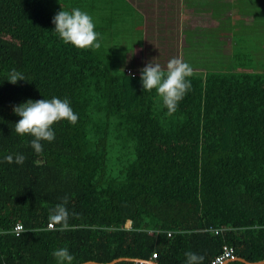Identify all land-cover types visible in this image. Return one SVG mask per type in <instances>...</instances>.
I'll list each match as a JSON object with an SVG mask.
<instances>
[{"label":"trees","instance_id":"1","mask_svg":"<svg viewBox=\"0 0 264 264\" xmlns=\"http://www.w3.org/2000/svg\"><path fill=\"white\" fill-rule=\"evenodd\" d=\"M75 7L83 10L81 0H0V264H56L52 251L64 246L74 264L154 254L185 264L187 251L212 264L226 245L236 258L263 261L259 64L236 54L227 72L193 71L191 90L166 115L155 90L143 91L141 69L126 67L131 48L111 60L53 32L56 13ZM12 68L27 81L9 83ZM53 96L68 98L79 119L56 122L55 140L37 154L33 137L14 131L13 106ZM16 153L22 165L3 161ZM66 195L76 215L68 229L50 228L49 210Z\"/></svg>","mask_w":264,"mask_h":264},{"label":"clouds","instance_id":"2","mask_svg":"<svg viewBox=\"0 0 264 264\" xmlns=\"http://www.w3.org/2000/svg\"><path fill=\"white\" fill-rule=\"evenodd\" d=\"M55 26L53 32L65 43L77 49L99 48V33L95 30L96 24L92 15L78 7L71 10L60 11L52 19ZM158 58L149 60L140 70V83L143 91L155 90L157 96L166 108V115H173L192 88L190 77L193 74L192 66L182 58L173 57L168 60L166 66L155 62ZM15 85L19 81H27L24 73L12 68L6 79ZM13 112L20 119L14 124V131L20 135H30V147L35 153L40 154L44 150L43 141L51 143L56 134L53 125L59 121H67L75 124L79 114L74 111L68 98L53 96L51 99L27 100L24 103L13 106ZM26 157L23 153H16L3 157V161L22 165ZM68 196L62 198L49 210L50 224L59 225L61 230L70 227L69 220L76 213L68 208ZM130 224V222L128 223ZM56 264H74L75 256L67 246L56 248L52 251ZM185 264H202L203 256L196 252H185Z\"/></svg>","mask_w":264,"mask_h":264},{"label":"crops","instance_id":"3","mask_svg":"<svg viewBox=\"0 0 264 264\" xmlns=\"http://www.w3.org/2000/svg\"><path fill=\"white\" fill-rule=\"evenodd\" d=\"M234 1L236 6L239 5L238 0H81V6L83 11L93 16L95 30L99 33L101 46L92 49L112 60L117 56L113 48L129 47L126 67L142 69L136 61L137 54L151 53L157 46L172 48L177 58L183 53L185 61L186 53L194 54L196 50L191 41V27L200 15L207 13L206 9L212 3L214 9L221 8L216 14L224 12L222 6L231 14ZM233 31H228L231 41ZM112 39H119V44H108Z\"/></svg>","mask_w":264,"mask_h":264},{"label":"rangeland","instance_id":"4","mask_svg":"<svg viewBox=\"0 0 264 264\" xmlns=\"http://www.w3.org/2000/svg\"><path fill=\"white\" fill-rule=\"evenodd\" d=\"M235 2L234 8L231 6V14L226 11L225 6H222L223 13L216 14L221 8L214 9V3H212L206 9L207 13L200 15V18L192 25L191 41L195 44L196 50L194 54L186 53L185 61L192 66L193 71L205 73L210 68V71L227 72L222 67L229 65L231 59L239 54V60L242 63L259 64L258 68L264 72V47H262L264 45V0H239L237 6ZM106 18L109 19L108 16ZM229 18H231L230 21ZM229 30H234L233 35H237L235 39V35L233 36L232 41ZM112 43L119 44V39L108 41V44ZM232 47H235V53ZM171 49L157 46L152 48L151 53L149 51L143 56H139L138 53L136 61L142 68L149 60L158 58L155 62L166 66L168 60L178 57L176 51ZM113 50L116 51V48ZM179 55L183 58V53ZM122 65L114 63L115 68L119 70ZM131 68L139 73V69Z\"/></svg>","mask_w":264,"mask_h":264},{"label":"built area","instance_id":"5","mask_svg":"<svg viewBox=\"0 0 264 264\" xmlns=\"http://www.w3.org/2000/svg\"><path fill=\"white\" fill-rule=\"evenodd\" d=\"M127 73L130 75H135V72L131 69L127 70ZM127 227H130L131 224H127ZM50 228H53L54 226L52 224L49 225ZM24 231V226L22 224H17L14 228V232L16 235H20ZM171 235V234H169ZM157 257V254H154L153 257L150 260H137L135 264H152V261H156L155 258ZM235 258L234 255V248L231 246H224L223 251L221 254L216 256L212 260V264H227L229 261Z\"/></svg>","mask_w":264,"mask_h":264},{"label":"water","instance_id":"6","mask_svg":"<svg viewBox=\"0 0 264 264\" xmlns=\"http://www.w3.org/2000/svg\"><path fill=\"white\" fill-rule=\"evenodd\" d=\"M128 260L132 261V259H129V258H119V259H116V260H114V261H112L110 263H99V262H93L92 261V262H86L84 264H117V263H120V262H123V261H128ZM134 261H137V260H134ZM232 261H241V262L246 263V264H264V260L260 261V262L252 263V262H248L247 260H245L243 258L239 259V258H236V257L234 259H232L231 261H229V262H232ZM152 264H160V263H158L156 261H152Z\"/></svg>","mask_w":264,"mask_h":264}]
</instances>
